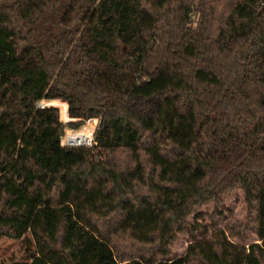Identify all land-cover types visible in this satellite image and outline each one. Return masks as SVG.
I'll return each mask as SVG.
<instances>
[{"label": "trees", "instance_id": "obj_1", "mask_svg": "<svg viewBox=\"0 0 264 264\" xmlns=\"http://www.w3.org/2000/svg\"><path fill=\"white\" fill-rule=\"evenodd\" d=\"M235 189L249 246L190 222ZM3 236L27 264H264V0H0Z\"/></svg>", "mask_w": 264, "mask_h": 264}, {"label": "rangeland", "instance_id": "obj_2", "mask_svg": "<svg viewBox=\"0 0 264 264\" xmlns=\"http://www.w3.org/2000/svg\"><path fill=\"white\" fill-rule=\"evenodd\" d=\"M62 101L57 100L55 103H51L52 106L59 107L61 110V119L63 118V104ZM98 123L97 119L91 120V125L94 130ZM76 129L83 131L84 127L71 128L66 125V130ZM66 132V131H65ZM225 212L224 216L217 217L214 221L211 217L214 213V205L208 204L201 206L196 214L191 215L190 222L194 223L196 220L204 225H207L210 233L218 229H224L230 239L235 243L244 244L249 246L251 243L260 242L259 237L253 231H249L247 237L242 239L238 236H231V231L227 228V224L232 219L244 222L248 216V206L246 204L245 193L241 189H235L230 197L224 201ZM201 234V233H200ZM191 237L189 233H179L177 240L171 247V254L167 258L182 257L185 255L189 244L191 243ZM34 252V246H28L24 238H14L10 236H3L0 238V264H27L32 261L31 256ZM162 257H159L161 259Z\"/></svg>", "mask_w": 264, "mask_h": 264}, {"label": "built area", "instance_id": "obj_3", "mask_svg": "<svg viewBox=\"0 0 264 264\" xmlns=\"http://www.w3.org/2000/svg\"><path fill=\"white\" fill-rule=\"evenodd\" d=\"M53 103L52 101H39L38 106L41 108L47 107V106H52ZM64 115L62 118V121L67 124L72 118L69 117L68 115V107L67 104H64ZM91 120H86L84 122V130L83 131H78L76 129H70L66 130L65 134L62 137V143L63 145L66 146H87L91 147L96 144L95 141V130L93 126L91 125Z\"/></svg>", "mask_w": 264, "mask_h": 264}]
</instances>
